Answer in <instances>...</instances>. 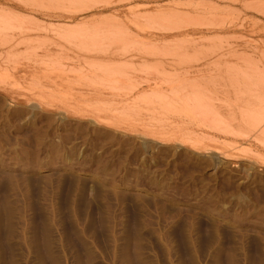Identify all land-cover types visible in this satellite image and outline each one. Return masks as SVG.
Listing matches in <instances>:
<instances>
[{"label":"rangeland","instance_id":"rangeland-1","mask_svg":"<svg viewBox=\"0 0 264 264\" xmlns=\"http://www.w3.org/2000/svg\"><path fill=\"white\" fill-rule=\"evenodd\" d=\"M84 1L77 7L68 0H0V9L17 17L3 30L9 46H0V63L19 59L32 66L54 61L64 65L68 77L80 76L82 82L75 81L78 98L73 105L57 100L52 90L58 87L46 80L40 84L43 93L54 94L39 99L38 87L33 89L31 83L39 77L26 74L21 66L16 76L2 79L0 264H264V142L245 115L255 109L264 113V82L259 83L263 91L257 93L240 80L249 75L264 80V0L260 4L257 0ZM169 13L204 17L194 21L195 29L201 30L169 35ZM102 22L106 30L122 23L151 43L128 46L118 37L104 38L109 42L101 48L105 52L90 55L89 41L56 38L37 28L55 23L74 28L84 23L93 29L104 27ZM180 22L184 24L174 21L171 29L181 27ZM212 25L216 31L207 32ZM188 40H195L197 46L179 50ZM227 65L232 72H225ZM24 73L29 76L20 79ZM116 76L125 80L118 85L121 89L103 83ZM170 79L181 81L174 86ZM199 80L202 89L181 84ZM195 91L203 92L200 96L228 117L234 132L229 129L222 135L200 127L196 116L175 114L176 106L183 103L181 95L191 97ZM96 109L105 115L78 113ZM138 123L150 132L162 124L166 130L144 135ZM171 127L175 130L169 132Z\"/></svg>","mask_w":264,"mask_h":264},{"label":"bare ground","instance_id":"bare-ground-1","mask_svg":"<svg viewBox=\"0 0 264 264\" xmlns=\"http://www.w3.org/2000/svg\"><path fill=\"white\" fill-rule=\"evenodd\" d=\"M28 1V0H27ZM48 1V0H47ZM56 1V0H55ZM69 1V3L71 4V5H75V6H77V5H84L83 4V0L80 2V4H79V1L80 0H74L73 2H72V0H68ZM76 1V2H75ZM86 1H88V0H86ZM86 1H84L85 3H86ZM101 1V0H100ZM125 1V0H124ZM132 1V0H131ZM135 1V0H134ZM149 1V0H148ZM42 2H44V1H42ZM59 2V1H58ZM104 3H106L105 1H103ZM252 2H253V0H252ZM252 2H250L251 4H252ZM262 1L261 0H257L255 3H257V4H260ZM33 3H35V2H33ZM65 2H63V4H64ZM72 3H74V4H72ZM76 3H77V5H76ZM88 3V2H87ZM100 3V2H99ZM208 3V2H207ZM50 4V3H49ZM53 4V3H52ZM52 4H51V6H52ZM66 4V3H65ZM64 4V5H65ZM67 4H68V2H67ZM67 4H66V6H67ZM140 4V3H139ZM264 4V3H263ZM38 5V4H37ZM46 5H47V3H46ZM55 5H58V4H55ZM209 5V4H208ZM211 5H213V4H211ZM215 5V4H214ZM39 6V5H38ZM45 6V5H44ZM68 6H69V4H68ZM98 6V5H97ZM210 6V5H209ZM251 6V5H250ZM40 7H42V6H40ZM50 7V6H49ZM53 7V6H52ZM71 7V6H70ZM78 7V6H77ZM93 7V6H92ZM257 7V6H256ZM263 7V6H262ZM60 8H61V6H60ZM80 8V7H79ZM248 8V7H247ZM76 9V8H75ZM202 10V9H201ZM217 10V9H216ZM248 10V9H247ZM252 10V9H251ZM91 11V10H90ZM257 12H258V10H256ZM80 12V11H79ZM89 12V11H88ZM92 12V11H91ZM221 12V11H220ZM13 12H10L8 9H5V8H3L2 10L0 9V38H2V40H3V42H2V44H1V42H0V46L1 47H5V46H9V44H8V40L6 39V40H4V38L3 37H5L6 36V32L5 31H7V29L9 28L8 26H9V24L12 22V21H14V20H16L17 21V17L15 18V16L13 17L12 15H14V14H12ZM78 13V12H77ZM83 13V12H82ZM85 13V12H84ZM87 13V12H86ZM201 13H202V11H201ZM218 13V12H217ZM231 13H234L233 11L231 12ZM262 13H264V12H262ZM80 14V13H79ZM157 14V13H156ZM171 13H169V15H170ZM174 14V13H173ZM158 15V14H157ZM159 15L161 16L162 14H160L159 13ZM229 15H230V13H229ZM25 16V15H24ZM168 16V15H167ZM171 17H169V20H171L170 21V24H171V26H172V23L174 22V21H179V20H181L182 22H184V24L182 25L181 24V22H180V24H181V27H178V28H174V29H171V26H166V27H168V31L170 32L169 33V35H173V36H184V35H186V34H188V33H190V32H193L194 34L196 33V30H197V32H198V30H201V29H195V27L194 26H196V25H194L195 24V22H196V20H198L199 18H204V17H198V19H196V17L195 16H192V17H190L188 14H184V15H182V14H177V15H175L174 14V16L173 15H170ZM117 17V16H116ZM206 17V16H205ZM212 17H214V16H212ZM115 18V17H114ZM209 18V17H208ZM207 18V19H208ZM31 19V18H30ZM74 19V18H73ZM113 19V18H112ZM115 19H117V18H115ZM119 19V18H118ZM154 19H156V18H154ZM161 19V18H160ZM165 19V18H164ZM163 19V20H164ZM212 19V18H211ZM35 20V19H34ZM84 20V19H83ZM101 20H102V18H101ZM140 20V19H139ZM166 20V19H165ZM201 20V19H200ZM205 20V19H204ZM24 21V20H23ZM37 21V20H36ZM100 21V20H99ZM124 21V20H123ZM155 21V20H154ZM168 21V18H167V20H166V23H168V25H169V21ZM195 21V22H194ZM199 21V20H198ZM10 22V23H9ZM34 22V21H33ZM106 22V21H105ZM157 22V21H156ZM217 22V21H216ZM215 22V23H216ZM103 23V22H102ZM108 23V22H107ZM112 23V22H111ZM115 23V22H114ZM154 23V22H153ZM201 23V22H200ZM207 24L209 23V22H206ZM87 24V23H86ZM101 23H98V24H92V26H94V25H100ZM104 24V27H102L101 25V27L99 26V27H97V26H95V28L93 27V29L92 28H90L89 26L91 25H84V23H83V25H79L78 24V26L76 25V26H74V28H71L70 26H68L67 24H64V23H55V24H52V25H50V26H43V25H39V27H37L38 29H39V31L41 30V31H50V32H52L53 34H55V35H57L56 36V38H58V36H65L66 38L68 37V36H70V37H77V38H83V40L87 43L88 41L90 42H88L91 46H89V47H86V48H90V50H88V53H90V55L92 54V53H99L100 54V52L101 53H104L105 51H103L101 48H102V46L104 45H106V44H108V43H105L104 41H103V39L104 38H116L117 39V37L118 38H120V39H122L124 42L123 43H125L126 45L128 44V46L130 45V46H141V47H145V46H147V44H149V43H151V42H146V41H144V38H142V36L140 35V34H136V33H134L133 31H131L129 28H126L122 23H115V27H113V28H115V29H112V27L110 26L109 28H111V30H106V29H103V28H105L106 27V25H105V23H103ZM174 24V23H173ZM202 24V23H201ZM210 24H213L212 22H210ZM216 24H218V22L216 23ZM167 25V24H166ZM174 25H176V24H174ZM221 25V24H220ZM213 27L212 28H208V29H206L207 30V32H211V30L212 31H216V26H214V25H212ZM218 26V25H217ZM36 27L34 28V30L35 29H37ZM3 30H5V31H3ZM22 30V29H21ZM24 30V29H23ZM167 30V28L165 29V31ZM171 30V31H170ZM219 30H221L222 32H226V30H224V29H219ZM229 30V29H228ZM227 30V31H228ZM3 31V32H2ZM164 31V32H165ZM230 31V30H229ZM232 31V30H231ZM10 32V31H9ZM23 32H25V30L23 31ZM27 32V31H26ZM26 32L24 33V34H26ZM30 32V31H29ZM28 32V33H29ZM17 33V32H16ZM20 33H22V31L20 32ZM33 33V32H32ZM39 33H41V32H39ZM47 33V32H46ZM137 33H139V32H137ZM163 33V32H162ZM215 33V32H214ZM227 33V32H226ZM12 34V33H11ZM10 34V35H11ZM14 34V33H13ZM23 34V33H22ZM5 35V36H4ZM3 36V37H2ZM11 36H13V35H11ZM20 36V35H19ZM64 37V38H65ZM220 37V36H219ZM11 38H13V37H11ZM11 38H8V39H11ZM15 38V37H14ZM210 38V37H209ZM208 38V39H209ZM212 38V37H211ZM210 38V39H211ZM217 38V37H216ZM221 38V37H220ZM25 39V38H24ZM32 39V38H31ZM35 39H38V37L37 38H35ZM209 39V40H210ZM15 40V39H14ZM23 40V39H22ZM22 40L20 41L21 43H22ZM26 40H28V39H26ZM40 40H42V39H40ZM44 40V39H43ZM60 40V39H59ZM63 40V39H62ZM79 40V39H78ZM82 40V41H83ZM122 40H121V42H122ZM176 40V39H175ZM200 40V39H199ZM203 40H204V38H203ZM1 41V40H0ZM10 41V40H9ZM33 41H35V40H33ZM39 41V40H38ZM45 41V40H44ZM49 41V40H48ZM47 41V42H48ZM65 41V40H64ZM172 41V40H171ZM197 41V40H196ZM205 41V40H204ZM207 41V40H206ZM212 43L213 42H215V39H211L210 40ZM209 41V42H210ZM11 42V41H10ZM20 42H18V43H20ZM32 42V41H31ZM42 42V41H41ZM46 42V43H47ZM66 42V41H65ZM198 42V41H197ZM223 42V41H222ZM16 44L15 45V47L17 46H19V44ZM28 43V42H27ZM35 43V42H34ZM49 43V42H48ZM80 43V42H79ZM112 43V42H111ZM119 43V42H118ZM153 43V42H152ZM181 43H183V42H181ZM208 43V42H207ZM211 43V44H212ZM11 44V43H10ZM29 44V43H28ZM37 44V43H36ZM70 44V43H69ZM76 44H78V43H76ZM82 44V43H81ZM114 43H112L111 45H113ZM184 44H186L185 46H183ZM184 44H181L182 46L181 47H179L178 49L179 50H184L185 48H186V46H189V47H194L195 45L197 46V43L195 42V40L194 41H184ZM203 44V43H202ZM3 45V46H2ZM34 45V44H33ZM44 45V44H43ZM49 45H51V44H49ZM49 45H48V47H49ZM56 45H58V44H56ZM92 45H93V47H94V49L92 48ZM116 45H117V43H116ZM123 45V44H122ZM156 45V44H155ZM180 44H178V46H179ZM201 45V44H200ZM204 45H206L205 43H204ZM22 46V45H21ZM29 46V45H28ZM27 46V47H28ZM31 46V45H30ZM85 46V45H84ZM168 46V45H167ZM207 46V45H206ZM209 46V45H208ZM17 47H16V49H17ZM41 47H43V46H41ZM82 47H83V45H82ZM210 47H212V46H210ZM24 48V47H23ZM37 48V47H36ZM171 48V47H170ZM172 48H174V47H172ZM172 48H171V50H172ZM31 49V48H30ZM45 49V48H44ZM50 49V48H49ZM62 49H64V48H62ZM128 49V48H127ZM137 49V48H136ZM12 50V49H11ZM26 50V49H25ZM46 50V49H45ZM51 50V49H50ZM59 50H61V49H59ZM76 50V49H75ZM175 50V49H174ZM244 50V49H243ZM8 51V50H7ZM9 51H10V49H9ZM16 51V50H15ZM41 51H44V50H41ZM46 51H48V48H47V50ZM45 51V52H46ZM63 51V50H62ZM144 51V50H143ZM147 51V50H146ZM200 51H202V50H200ZM207 51V50H206ZM240 51V50H239ZM14 52V51H13ZM37 52H39V51H37ZM50 52V51H49ZM110 52H111V50H110ZM112 52H115V51H112ZM148 52H149V50H148ZM147 52V55L146 56H148V53ZM153 52V51H152ZM173 52V51H172ZM183 52V51H182ZM198 52H199V50H198ZM245 52H247V51H245ZM42 53V52H41ZM51 53V52H50ZM84 53V52H83ZM109 53V52H108ZM117 53V52H116ZM140 53H141V50H140ZM146 53V52H145ZM155 53H157V52H155ZM164 53V52H163ZM165 53H167V52H165ZM178 53V52H177ZM209 53V52H208ZM6 54H8V53H6ZM14 54V53H13ZM16 54V53H15ZM85 54V53H84ZM113 54V53H112ZM127 54V53H126ZM153 54V53H152ZM171 54H173V53H171ZM170 54V55H171ZM207 54V53H206ZM226 54V53H225ZM8 55H10V52H9V54ZM98 55V54H97ZM96 55V56H97ZM102 55V54H101ZM104 55V54H103ZM106 56H107V54H105ZM123 56V55H122ZM144 56V55H143ZM157 56H158V53H157ZM173 56V55H172ZM171 56V57H172ZM188 56V55H187ZM228 56V55H227ZM7 57H9V56H7ZM15 57V56H14ZM33 57V56H32ZM45 57V56H44ZM115 57H116V55H115ZM119 57H121V56H119ZM189 57V56H188ZM191 57V56H190ZM122 58V57H121ZM173 58H175V57H172V59ZM186 58V57H185ZM226 58H229V57H226ZM9 59V58H8ZM60 59V58H59ZM64 59V58H63ZM85 59V58H84ZM137 60H138V58H136ZM136 59H134V60H136ZM166 59V58H165ZM184 59V58H183ZM225 59V58H224ZM5 60H7V59H5ZM5 60H3V61H5ZM141 60V59H140ZM139 60V61H140ZM167 60H168V58H167ZM169 60H171V58L169 59ZM190 60V59H189ZM188 60V61H189ZM2 61V62H3ZM8 61V60H7ZM4 62V63H0V87H2V84H4L3 83V81H2V79L4 80V78L6 77L7 78V76H9L10 77V75L12 76H16L17 75V72H19V69H20V66H21V68L23 69V71H25V73L27 74L28 72H29V75H31V76H38L39 77V80L38 81H32L31 83H33V89H36L35 87H38V89H36L35 91L37 92V95H38V97H39V99H41V100H45V98H47V97H51L54 93H52V94H46V95H48V96H45V93H43V88H42V85H40V84H42V82L43 81H48V82H50L54 87H58V90H57V88H53V90H52V92H55L56 93V95H54V97L57 99V100H61V101H63V102H70V103H72L73 105H75L74 104V102H76L77 101V98H78V95H77V93H75V85H76V83H78L77 85H79V82L80 83H82L81 82V80L79 79V77L80 76H75V73L73 74L75 77H76V79H74V78H70V77H68L67 75H66V73H65V70L66 69H64V65H62V64H57V62H55V63H52V62H54V61H52L51 63L50 62H48V63H46V62H44V63H35V64H33L32 66H30V65H28V66H24V65H22L21 63H20V61H19V59L18 60H15V61H8V62ZM41 61V60H40ZM129 61V60H128ZM175 61V60H174ZM176 61H178V59L176 58ZM195 61V60H194ZM200 61V60H199ZM97 62H99V60L97 61ZM97 62H94V63H97ZM106 62H108V61H106ZM190 62V61H189ZM197 62H198V60H197ZM216 62V61H215ZM90 63H91V61H90ZM93 63V62H92ZM100 63V62H99ZM111 63V62H110ZM109 63V64H110ZM150 63V62H149ZM173 63V62H172ZM193 63V62H192ZM214 63V62H213ZM103 64H105V63H103ZM108 64V63H107ZM115 64V62H113L112 63V65H114ZM118 64V63H117ZM119 64H120V62H119ZM125 64V63H124ZM127 64V63H126ZM139 64V63H138ZM151 64V63H150ZM178 64V63H177ZM176 64V65H177ZM186 64V63H185ZM190 64V63H189ZM247 64V63H246ZM249 64V63H248ZM111 65V64H110ZM132 65V64H131ZM155 65V63H153V66ZM180 65V64H179ZM233 65V64H232ZM249 65H251V64H249ZM155 66H157V70H158V65H155ZM154 66V67H155ZM180 66H182V65H180ZM180 66H178V67H180ZM209 67H210V65H208ZM211 66H213V65H211ZM217 66H218V64H217ZM216 66V67H217ZM233 66H235V65H233ZM151 67V66H150ZM161 67V66H160ZM159 67V68H160ZM163 67V66H162ZM161 67V68H162ZM164 67H166V66H164ZM163 67V68H164ZM206 67V66H205ZM218 67H220V66H218ZM173 68V67H172ZM200 68V67H199ZM228 68V65H227V67L225 68V72H226V69ZM255 68V67H254ZM105 69V68H104ZM147 69V68H146ZM168 69V68H167ZM198 69V68H197ZM202 69V68H201ZM205 69V68H204ZM235 69H236V67H235ZM240 69V68H239ZM262 69H264V68H262ZM111 70V69H110ZM161 70H166V69H161ZM191 69H189V71H190ZM193 70V69H192ZM191 70V71H192ZM208 69H206V71H207ZM210 70H211V68H210ZM217 70V69H216ZM230 71V72H232V70H230V69H227V71ZM247 70V69H246ZM167 71V70H166ZM186 71V70H185ZM189 71H187L188 72V74H189ZM194 71H196L195 69H194ZM200 71V70H199ZM199 71H197V72H199ZM202 71H204V70H202ZM201 71V72H202ZM220 71H222L221 69H220ZM233 71H237V70H233ZM239 71V70H238ZM252 71V70H251ZM70 72V71H69ZM68 72V73H69ZM79 72V71H78ZM103 72H105V71H103ZM107 72V71H106ZM162 72V71H161ZM210 72V71H209ZM222 72H224V69H223V71ZM264 72V71H263ZM16 73V74H15ZM25 73H24V75L22 76V77H20V79L22 78V79H24V77H26V76H29V75H25ZM81 73H83L82 71H81ZM101 73V72H100ZM162 73H164V72H162ZM214 73H215V71H214ZM23 74V73H22ZM21 74V75H22ZM70 74V73H69ZM77 74H79V73H77ZM102 74V73H101ZM111 74V73H110ZM170 74V73H169ZM173 74V73H172ZM180 74V73H179ZM193 74V73H192ZM195 74V73H194ZM234 74H238V73H233V75ZM248 74V73H247ZM253 74V73H252ZM264 74V73H263ZM18 75H20V74H18ZM112 75V74H111ZM165 75V74H164ZM178 75V74H177ZM200 75V74H199ZM213 75V74H212ZM260 75H262V74H260ZM106 76V75H105ZM109 76V75H108ZM114 77H115V75H113ZM226 76H227V74H226ZM232 76V75H231ZM229 77L228 76V78H231V81L232 80H234V79H232V77ZM241 76H242V74H241ZM264 76V75H263ZM77 77H78V79H77ZM110 77V76H109ZM113 77V78H114ZM178 77V76H177ZM186 77V76H185ZM236 77H238V75L236 76ZM236 77H235V80H236ZM248 79L245 81V78H240V80H241V82L243 81L242 79H244V82H242V83H244V86L247 88V90H249V91H252V92H255V91H257V93L258 92H260V90H262L261 88V86L263 85H261V84H259L260 82H264V80L262 79V80H258V78H257V80H255V79H253V77L254 76H246ZM258 77V76H257ZM120 78H122V77H117L116 76V78H114V80H110V79H108V81H106V82H103V83H107L109 86L110 85H112V86H114L113 88L115 89V90H118L120 87V84H125V80H124V83H123V81L120 79ZM209 78V77H208ZM207 78V79H208ZM212 79V81L214 80V81H217V80H215V79H213V77H211ZM218 78V77H217ZM226 78V77H225ZM260 78V77H259ZM220 79V78H219ZM6 80V79H5ZM7 80H10V78H8ZM14 80H15V78H14ZM177 80H179V79H177ZM176 79L175 80H169V84L170 83H174V86H175V84L177 85V84H180V81H177ZM196 80V79H195ZM221 80V79H220ZM229 81H230V79H228ZM228 80H226L227 82H228ZM238 80V79H237ZM236 80V82H238ZM255 80V81H254ZM11 81V80H10ZM75 81H78V82H76L75 83ZM90 81V80H89ZM92 81V80H91ZM198 81V80H197ZM197 81H193V82H185V81H183V83L181 82V84H182V86H191V87H193V89L195 88V87H200V80H199V82H197ZM206 81V80H205ZM205 81H204V79H203V82L205 83ZM222 82H223V80H221ZM230 81V82H231ZM12 82V85H14V84H16V83H13V82H15V81H11ZM206 82H209V79H208V81H206ZM235 82V83H236ZM94 83H96V85L97 84H99V83H97V82H94ZM214 83V82H213ZM212 83V84H213ZM8 85L9 84H11L10 82L9 83H7ZM19 84V83H18ZM91 84V83H90ZM100 84H102V82L100 81ZM99 84V85H100ZM207 84V83H206ZM211 86H215L216 84H217V86H219V82H216V84L215 85H212L211 84V82L209 83ZM222 84V83H221ZM229 84V83H228ZM227 84V85H228ZM231 84H232V82H231ZM17 85V84H16ZM15 85V87H17ZM38 85H40V86H38ZM92 85V84H91ZM90 85V86H91ZM105 85V84H104ZM103 85V86H104ZM119 85V86H118ZM171 85V84H170ZM173 85V84H172ZM204 85V84H203ZM225 85V84H224ZM236 86L237 85H239V83H237V84H235ZM241 85H243V84H241ZM3 86H5V84L3 85ZM31 86H32V84H31ZM102 86V87H103ZM119 88H118V87ZM210 86V87H211ZM221 86H223V85H221ZM226 86V85H225ZM229 86H230V84H229ZM10 87H12V86H10ZM14 87V86H13ZM41 89H40V88ZM93 87V86H92ZM95 87V86H94ZM108 87V86H107ZM118 89H117V88ZM177 87V86H176ZM178 87H180V86H178ZM244 87V88H245ZM254 87H256V88H254ZM100 88H101V86H100ZM99 88V89H100ZM112 88V87H111ZM182 88V87H181ZM180 88V89H181ZM203 87H200V89H202ZM219 88V87H218ZM220 88H222V87H220ZM231 88H232V86H231ZM237 88H240V86H237ZM243 88V87H242ZM107 89H109V88H107ZM121 89V88H120ZM183 89H185V88H183ZM199 89V88H198ZM204 89H205V87H204ZM213 89H214V87H213ZM215 89H217V87H215ZM224 88H222V90H223ZM93 90V89H92ZM195 90V89H194ZM206 90V89H205ZM218 90V89H217ZM253 90H255V91H253ZM180 91V90H179ZM203 91V90H202ZM201 91V92H202ZM215 91V90H214ZM225 91H226V89H225ZM249 91H247V92H249ZM263 91V90H262ZM32 92V91H31ZM77 92V91H76ZM79 92V91H78ZM92 92H94L95 93V90L94 91H92ZM186 92H187V89H186ZM189 92V91H188ZM199 92V91H198ZM197 92V93H198ZM218 92H220L219 90H218ZM224 92V91H223ZM222 92V93H223ZM245 92H246V90H245ZM264 92V91H263ZM82 93V92H81ZM97 93V92H96ZM183 93H185V92H183ZM196 93V91L195 92H193L192 94H194L193 96L191 95V97H187V98H182V95H181V97H180V99L181 100H183V103H182V105L181 106H176V108H175V114H180V115H187V116H192L193 118H194V116H196V118H198V120L200 119V122L199 123H201L199 126L200 127H204L205 129L207 128L208 130H213L214 132L216 131V133L218 132H221L222 133V135H225V134H223V133H228L230 130H231V128H230V123L227 121L228 119V117L227 116H225V114H224V116L221 114V113H218V112H220V111H216V110H218V109H213V103H209L205 98H203V97H201L200 95L201 94H204L203 92L201 93V94H195ZM200 93V92H199ZM230 93V92H229ZM238 93H240V92H238ZM224 94V93H223ZM226 94L227 93H225V96H226ZM241 94V93H240ZM155 95H157V94H155ZM185 95V94H184ZM231 95H232V92H231ZM233 95H234V97H235V93L233 92ZM180 96V95H179ZM237 96V95H236ZM240 96H242V95H240ZM247 96V95H246ZM145 97V96H144ZM177 97V96H176ZM185 97V96H184ZM207 97V96H206ZM238 97V96H237ZM237 97H235V98H237ZM244 97V96H243ZM89 98V97H88ZM146 98V97H145ZM209 98V97H208ZM220 98V97H219ZM229 98V97H228ZM232 98V97H231ZM240 98V97H239ZM238 98V99H239ZM90 99V98H89ZM89 99H88V101H89ZM140 99H142V98H140ZM148 99V98H147ZM154 99V98H153ZM172 99V98H171ZM170 99V100H171ZM174 99V98H173ZM234 99V98H233ZM262 99V98H261ZM84 100V99H83ZM87 100V99H86ZM85 100V101H86ZM151 100H152V97H151ZM156 100V99H155ZM158 100V99H157ZM242 100V99H241ZM233 101H240V100H233ZM89 102H91V101H89ZM173 102V101H172ZM171 102V103H172ZM246 102V101H245ZM169 104V101L168 102H166L165 103V105L166 104ZM174 103V102H173ZM240 103V102H239ZM248 103V102H247ZM56 104V103H55ZM110 104V103H109ZM126 104V103H125ZM92 105V104H91ZM108 105V104H107ZM111 105V104H110ZM148 105V104H147ZM149 105H151V104H149ZM174 105H176L175 103H174ZM216 106H217V104H215ZM43 106H45V105H43ZM48 106V105H47ZM89 106V105H88ZM103 106V105H102ZM116 105H114V107H115ZM164 106V105H163ZM167 106V105H166ZM166 106H164L163 108H166ZM51 107V106H50ZM49 107V108H50ZM160 107H161V104H160ZM223 107V106H222ZM229 107V106H228ZM92 108V107H91ZM93 108H94V106H93ZM107 108V107H106ZM120 108V107H119ZM118 108V109H119ZM179 108H182V111L183 112H178L179 111ZM216 108V107H215ZM227 108V107H226ZM225 108V109H226ZM264 108V107H263ZM262 108V109H263ZM105 109V108H104ZM110 109H111V107H110ZM116 109V108H115ZM117 109V110H118ZM127 109V108H126ZM133 109V108H132ZM152 109V108H151ZM170 109H172V107L170 108ZM221 109V108H220ZM133 110H135V109H133ZM140 110V109H139ZM227 110H230L229 108L227 109ZM245 110V109H244ZM243 110V111H244ZM257 110H259V109H255V110H253V111H257ZM122 111V110H121ZM124 111V110H123ZM164 111V110H163ZM223 111H225L224 109H223ZM239 111H241V110H239ZM243 111H242V113H243ZM252 111V112H253ZM260 111L261 110H259V113H258V115L260 114V117L257 115V112L256 113H254V115H251V113L248 111V112H246L247 114H245V115H247L248 116V118H246V122L249 120V121H251V122H249V125L251 124H256V126H257V128H256V126H255V133H258L259 134V136L261 135V137L263 138V139H261V141H263L264 142V113L261 111V113H260ZM263 111H264V109H263ZM113 112V111H112ZM114 112H116V111H114ZM125 113H128L127 112V110L126 111H124ZM130 112V111H129ZM135 112V111H134ZM140 112V111H139ZM139 112H137L138 114H139ZM230 112H231V110H230ZM230 112H227V115L228 116H230L229 118H232L231 116L233 115L232 113H230ZM78 113H82V114H84V115H93V116H102V115H105L104 113V111L103 110H94V111H92L91 112V114H87V111H85V112H83V111H78ZM108 113H110V111L108 110ZM121 113V112H120ZM123 113V112H122ZM130 113H132V112H130ZM130 113H128V114H130ZM156 113V112H155ZM167 113V112H166ZM225 113V112H224ZM238 113H240V112H238ZM75 114V113H74ZM114 114V113H113ZM141 114V113H140ZM143 114V113H142ZM150 115H154V114H151V113H149ZM165 114V113H164ZM232 114V115H231ZM249 114V115H248ZM253 114V113H252ZM261 114H262V116H261ZM118 116H119V114H117ZM121 116H122V114H120ZM126 116V115H125ZM130 116H131V114H130ZM145 116V115H144ZM235 116V115H234ZM241 116H244V115H241ZM249 116H250V118H249ZM127 117V116H126ZM129 117V116H128ZM133 117V116H132ZM137 117V116H136ZM140 117V116H139ZM227 117V118H226ZM245 117V116H244ZM262 117V118H261ZM142 118V117H141ZM241 118V117H240ZM256 118H258V119H256ZM260 118V119H259ZM106 119V118H105ZM143 119V118H142ZM237 119V118H236ZM244 119V118H243ZM248 119V120H247ZM133 120V119H132ZM197 120V121H198ZM230 120V119H229ZM141 121V120H140ZM160 121H161V119H160ZM240 121V120H239ZM244 121V120H243ZM161 122H164V121H161ZM166 122V121H165ZM170 124V123H169ZM138 125H139V127H140V130L144 133V135H146V133H153V135H156V133L157 132H161V131H164V130H166V129H164L166 126L164 125V124H162V126H161V129L163 128V130H161V129H158V130H155V131H152L151 130V132L148 130V128L147 127H145V126H142V123H138ZM158 125V124H157ZM175 126H176V124H174ZM260 125V126H259ZM236 126V125H235ZM158 127V126H157ZM252 126H250V128H251ZM160 128V127H159ZM173 127H171V129H169V132H172V131H174L175 129H172ZM178 128V127H177ZM179 128H180V126H179ZM178 128V129H179ZM237 128H238V126H237ZM242 128V127H241ZM230 129V130H229ZM232 129H234V126H233V128ZM262 129H263V131H262ZM167 130H168V128H167ZM204 130V129H203ZM243 130V129H242ZM254 130V129H253ZM232 131V130H231ZM235 131V130H234ZM234 131H232V132H234ZM257 131V132H256ZM231 132V133H232ZM229 134V133H228ZM249 134V133H248ZM192 135H194L193 134V132H192ZM196 135V134H195ZM233 135V134H232ZM245 135V134H244ZM251 135V134H250ZM228 136H230V138H231V135H228ZM225 137H227V135L225 136ZM255 137V136H254ZM208 138V137H207ZM255 138H257V137H255ZM213 139V138H212ZM228 139V138H227ZM250 140L252 139V135H251V138H249ZM258 139H260L259 137L257 138V140ZM258 142V141H257ZM264 145V144H263ZM247 152H248V150H247Z\"/></svg>","mask_w":264,"mask_h":264}]
</instances>
